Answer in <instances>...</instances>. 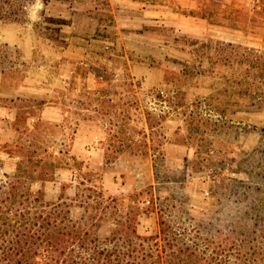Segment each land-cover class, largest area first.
Segmentation results:
<instances>
[{
	"label": "rangeland",
	"instance_id": "rangeland-1",
	"mask_svg": "<svg viewBox=\"0 0 264 264\" xmlns=\"http://www.w3.org/2000/svg\"><path fill=\"white\" fill-rule=\"evenodd\" d=\"M4 8L0 181L66 204L86 228L96 221L109 248L139 243L135 228L219 264H264L263 4Z\"/></svg>",
	"mask_w": 264,
	"mask_h": 264
},
{
	"label": "trees",
	"instance_id": "trees-1",
	"mask_svg": "<svg viewBox=\"0 0 264 264\" xmlns=\"http://www.w3.org/2000/svg\"><path fill=\"white\" fill-rule=\"evenodd\" d=\"M0 1L2 21L6 0ZM190 15L207 18L204 11ZM29 161L22 164L28 166ZM40 194L31 187L19 190L14 180L0 181V264H219L216 255L179 244V237H142L135 228L139 243L125 236L116 240L129 249L106 247L113 238L104 242L94 237L96 221L86 228L71 217L66 204L45 201Z\"/></svg>",
	"mask_w": 264,
	"mask_h": 264
}]
</instances>
